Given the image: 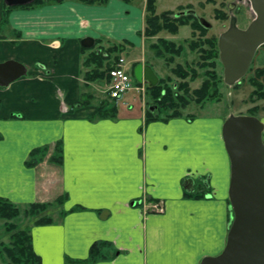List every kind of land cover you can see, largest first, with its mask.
I'll list each match as a JSON object with an SVG mask.
<instances>
[{"label":"crops","instance_id":"obj_1","mask_svg":"<svg viewBox=\"0 0 264 264\" xmlns=\"http://www.w3.org/2000/svg\"><path fill=\"white\" fill-rule=\"evenodd\" d=\"M145 2L42 0L15 7L4 21L0 0V63L26 67V75L0 87V197L17 206L63 198L53 223L30 227L40 264H200L226 244L232 216L221 136L226 118L145 123L147 109L140 102L143 114H133L138 100L131 98V107L118 105L129 115L94 118L103 85L85 80L94 68L86 60L97 41L125 42L127 55L120 57L130 65L149 56ZM86 37L94 44L83 51ZM156 60L143 65L159 79ZM101 82L106 87L107 79ZM82 98L89 105L71 107ZM36 148L46 151L28 166ZM144 198L162 201L163 212L145 213Z\"/></svg>","mask_w":264,"mask_h":264},{"label":"water","instance_id":"obj_2","mask_svg":"<svg viewBox=\"0 0 264 264\" xmlns=\"http://www.w3.org/2000/svg\"><path fill=\"white\" fill-rule=\"evenodd\" d=\"M36 0H4L7 7L29 5ZM254 18L244 29L230 19L229 27L217 39L223 81L239 83L248 73L257 50L264 45V0H248ZM200 24L209 29L204 19ZM92 38L81 41L93 46ZM26 75V67L13 60L0 63V87ZM137 83L154 87L159 79L148 65L132 69ZM264 124L251 115H229L222 124L221 136L230 163L228 201L232 213L223 250L205 257L200 264H264ZM187 183H191L190 180ZM192 191V188L188 189Z\"/></svg>","mask_w":264,"mask_h":264},{"label":"trees","instance_id":"obj_3","mask_svg":"<svg viewBox=\"0 0 264 264\" xmlns=\"http://www.w3.org/2000/svg\"><path fill=\"white\" fill-rule=\"evenodd\" d=\"M61 1V0H56ZM85 4H104L108 0H79ZM128 1V0H126ZM42 3V0H36L35 2L21 6V8H31L34 5H39ZM15 7H6L4 11V21L8 16V13ZM191 7H188V9ZM144 23L145 27L143 30V36L147 38H152L158 35L161 31H166L170 34H177L179 29L184 26H189L192 30V39L188 42V46L191 51L197 53V61L195 62L197 68L204 69L205 79L201 85L191 90L189 87L188 80H195L198 78L196 68H191L186 70L183 66L177 64L175 68L172 69V73L176 75L180 81L175 84V92L170 88L164 80H159L158 84L154 87H147V95H149L150 100L157 110L151 111L147 109L144 112L145 123L151 121H168L169 119L181 117V110L186 108L191 101L196 103H202L207 100H213L218 98L220 93L218 90V77L216 74L217 60H219V51L217 48V38L206 37L207 28H204L199 20L193 15V13H185L182 9L178 16H175V13L170 11L162 12L161 14H156V0H146L144 8ZM216 17L220 20H225L228 18V15L225 13L217 12ZM199 36L196 38V34ZM96 43H100L97 41ZM125 42L120 44H114L110 48L106 49L107 57H103L98 54H89L90 56L86 60V63L89 65L93 62L95 63L93 70L85 73L86 81H97L104 78H108L107 71L111 69L113 63L106 62L105 68H103V63L106 59H110L109 55L122 53L123 46ZM92 47V46H91ZM91 47H81V50L86 51ZM261 47H264L262 45ZM154 50V55L157 58L164 59L166 64H170L173 61V57L180 56L182 52V46L176 45L174 42L166 41L163 39H157V42L151 46ZM116 57V56H115ZM117 61L114 60V62ZM39 67H44L42 64H36ZM136 66L132 65L131 70ZM251 68H249L250 71ZM169 80V79H168ZM243 79H241V82ZM249 83L253 87L249 95V102L255 103L260 100H264V66L257 68L254 71V75L249 78ZM240 83L234 84L232 87L237 89ZM111 104L107 102H101L97 106V113L94 118H116L118 115L119 106L113 101L110 100ZM89 98H82L75 104H72V108H79L86 105H89ZM258 106H253L249 108L248 115L256 116L258 112ZM166 115H162V113ZM187 119H192V115H187ZM58 152H61L60 147ZM46 148H36L32 150L29 154L30 160L26 162L28 166L36 164V156L41 153H44ZM54 161H60L61 156L54 157ZM200 195H197L199 197ZM63 201L62 197H59L55 202L61 204ZM50 204L48 203H32L27 206V209L24 210L23 214L25 216H38L41 212L45 211ZM21 214L20 208L10 202L9 200L0 197V218L7 221L13 220ZM53 221L50 217L43 216L40 217L35 222V226L49 225ZM13 224L7 223L6 230L12 232L11 234V245L4 246L1 253H5L6 256L13 264H40V258L34 253L31 245V235L30 230H17ZM96 245H93L91 248V254H94Z\"/></svg>","mask_w":264,"mask_h":264},{"label":"rangeland","instance_id":"obj_4","mask_svg":"<svg viewBox=\"0 0 264 264\" xmlns=\"http://www.w3.org/2000/svg\"><path fill=\"white\" fill-rule=\"evenodd\" d=\"M146 1V0H145ZM238 0H156V14H161L165 11H170L175 13V16H178L180 14V11H183L185 13H193V15L199 20L204 19L206 22L210 24V28L207 29L206 37H216L218 39L219 35L224 32L228 27L230 23V19L234 18L236 20V25L244 29L248 26V24L252 21L254 18V15L252 12H250L246 5L243 3H238ZM137 2H141L142 0H137ZM188 7H191L188 9ZM225 13L228 15V18L225 20H220L216 17L217 12ZM145 27V23H144ZM196 34V38L198 33ZM159 39H163L166 41L174 42L176 45L182 46V52L180 56L173 57V61L170 64H166L164 59L157 58L154 55V51L151 50V44H155L157 42V39L152 38H145L146 42V48L150 52L149 56H145L144 59L141 58V60H136L133 62H138L143 64L147 63L149 64L153 59L156 60V64H152L154 68L158 71L159 79L164 80L167 82V84L170 86V88L175 92V87L180 79L172 73V69L175 68L177 64L183 66L186 70H190L191 68H196L197 74H199L198 78L195 80H189L187 78L189 83V87L191 90L198 88L201 83L204 81V69L197 68L195 62L197 61V53L195 51H191L188 42L192 39V30L189 26L181 27L177 34H170L166 31H161L158 33ZM155 36V37H156ZM145 37V36H143ZM94 42V40H93ZM152 42V43H151ZM96 49L92 54H98L102 55L103 57H107V53L105 52L106 49L110 48L114 44L111 43H103L101 45L95 44ZM125 51H122V53L118 54H110L109 58L106 59L103 63V68H105V63L110 62L113 63L112 66H114V60H118L120 56L125 58ZM127 55V54H126ZM116 56V57H115ZM160 60V61H159ZM9 61V60H8ZM116 62V61H115ZM127 65V70L130 71L132 68V64L128 61H125ZM95 63L93 62V65ZM157 65V67H156ZM95 66V65H94ZM264 66V47H260L252 61V64L250 66V71L245 75L243 81L240 80V85L237 89H234L232 86H228L223 81V69L220 64V61L217 60V66H216V74L218 77V90H219V97L213 100H207L202 103H196L194 101H191L189 105L181 110L182 115L191 114L195 116H218V117H224L227 118L229 115H248L249 108L253 106H258L259 110L256 113V116L258 119L262 121L264 124V100L257 101L255 103L249 102V95L251 91L253 90V87L249 83V78L254 75V71L257 68H261ZM95 68V67H94ZM93 70V69H91ZM169 79V80H168ZM103 81V79L101 80ZM99 81L98 83H101L103 86L98 87V91H96L97 95V105L101 102H107L108 104H111L110 99L108 98L106 87L104 86L103 82ZM104 87V88H103ZM141 101L138 100L135 104V108L132 111L133 114H143V110L141 108ZM144 108L145 109H153L157 110L156 106H154L150 100L149 95H146V98L144 100ZM117 117H124L129 115L130 113L127 112L125 109L119 108ZM162 115H166L164 112ZM263 141H264V131H263ZM50 204L47 209L43 212H41L38 216H25L23 214L24 210L27 209V206L29 205H18V207L21 210V214L16 217L13 220L7 221L5 219L0 218V250L4 246H10L11 245V234L12 232H8L6 230V224L11 223L15 226V230H30V227L35 225L36 220H38L40 217L47 216L50 217L53 221V211L54 209H57V203H48ZM54 222V221H53ZM52 222V223H53ZM0 264H13L9 258L6 256L5 253L0 252Z\"/></svg>","mask_w":264,"mask_h":264},{"label":"built area","instance_id":"obj_5","mask_svg":"<svg viewBox=\"0 0 264 264\" xmlns=\"http://www.w3.org/2000/svg\"><path fill=\"white\" fill-rule=\"evenodd\" d=\"M238 3H243L248 10L254 12L248 0H238ZM114 67L107 71L106 91L108 98L113 100L117 105L131 107L128 99L133 101L140 100L144 104L147 95V85L145 83H137L127 70L125 59L120 57L114 62ZM142 209L145 213H160L163 212L164 204L162 201L142 199L140 201ZM134 205V203L132 204Z\"/></svg>","mask_w":264,"mask_h":264}]
</instances>
